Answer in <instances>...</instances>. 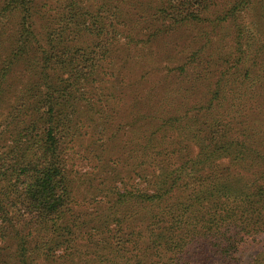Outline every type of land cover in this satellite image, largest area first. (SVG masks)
<instances>
[{
    "label": "trees",
    "instance_id": "16d2710c",
    "mask_svg": "<svg viewBox=\"0 0 264 264\" xmlns=\"http://www.w3.org/2000/svg\"><path fill=\"white\" fill-rule=\"evenodd\" d=\"M248 1L231 0L228 13ZM209 3L159 0L156 17L198 20ZM44 15L36 0H0V264H245L242 252L264 231V162L243 143L202 138L177 166L144 156L139 167H159L143 172L149 189L114 185L117 211L74 214L67 149L87 135L78 105L105 78L109 50L98 9L88 24L58 16L49 33L37 26ZM240 165L254 178H232ZM246 264H264V247Z\"/></svg>",
    "mask_w": 264,
    "mask_h": 264
},
{
    "label": "rangeland",
    "instance_id": "374dc122",
    "mask_svg": "<svg viewBox=\"0 0 264 264\" xmlns=\"http://www.w3.org/2000/svg\"><path fill=\"white\" fill-rule=\"evenodd\" d=\"M230 1L210 0L198 20L169 26L156 17L159 0H36L45 14L37 26L46 33L58 16L98 9L95 26L109 50L105 78L87 87L78 105L87 135L76 141L74 135L67 149L74 214L98 220L100 213H114L108 201L114 185L149 189L144 170L155 172L153 164L169 163L167 157L177 166L196 154L202 138L246 144L264 162V0H249L235 14L228 13ZM144 156L153 164L139 167ZM238 167L230 168L232 178H254ZM259 240L242 252L243 263L264 247V231Z\"/></svg>",
    "mask_w": 264,
    "mask_h": 264
}]
</instances>
